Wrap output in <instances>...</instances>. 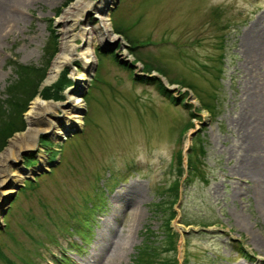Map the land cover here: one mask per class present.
<instances>
[{"label": "rangeland", "instance_id": "374dc122", "mask_svg": "<svg viewBox=\"0 0 264 264\" xmlns=\"http://www.w3.org/2000/svg\"><path fill=\"white\" fill-rule=\"evenodd\" d=\"M73 1L22 0L0 34L1 100L17 64L47 65L6 146L28 128L35 97L79 106L73 117L58 107L75 122L23 151L18 165L31 171L0 209V264H136L147 237L162 244L157 264H264V184L246 174L264 61L245 45L264 0H112L105 13L119 37L95 44L88 79L74 78L84 66L75 37L79 57L44 84Z\"/></svg>", "mask_w": 264, "mask_h": 264}, {"label": "bare ground", "instance_id": "6f19581e", "mask_svg": "<svg viewBox=\"0 0 264 264\" xmlns=\"http://www.w3.org/2000/svg\"><path fill=\"white\" fill-rule=\"evenodd\" d=\"M20 2L22 3V0H0V34L4 30L5 25L15 19L13 17L17 14L16 9L18 10L16 6L20 5ZM111 2L112 0H75L64 9L59 17V21L63 26L60 28L62 34L60 50L52 62L48 75L44 80V84L51 83L65 64L72 62L77 56L79 57V52L72 42L75 37H80L83 40V46H81L80 49V57L82 58L84 66L83 70L77 72L74 78L78 80V84L88 79L89 71L92 69L97 59L95 44L108 42L111 39L119 37L114 33L108 16L105 13V10L109 7ZM90 9H94V12H96L95 15L98 18V22L95 24L85 22L81 27V31L76 33V35L73 34L71 30L74 28V24L78 23L82 19L84 13ZM259 21L249 27L245 38V45L248 46L249 53H251L252 49H256L257 51L260 49L261 58L264 61V23L262 19L260 22ZM72 91L77 92L78 89L74 88ZM255 93H257V91ZM258 94H260V92ZM69 95V98L72 99V93ZM256 105L258 114L260 115L256 127L257 131L255 134H249L251 139L255 141V149L258 151V156L254 161L257 163L256 166L249 168L246 174L251 175L258 183V186H260L264 184V94H260L257 97ZM58 107L62 108L64 115L66 114L65 116L69 114V116L73 117L79 112V106L73 104L70 100L59 103L50 100L43 101L40 96L35 97L28 111V128L24 132L14 135L10 139L8 145L0 151V209L7 195L13 192L15 186L31 171V168H26L27 166L18 165L23 151L28 149L37 150L39 147V136L42 132H48L53 136H58L75 122L73 119L72 122L66 121L67 119H59L56 113ZM238 123L240 128L244 127L240 121H238ZM247 123L251 124V122ZM36 155L39 157L41 165L46 163L45 153L37 151ZM260 188L261 191H259L263 192L264 186ZM136 194L137 193H135V196ZM136 198L138 197L136 196ZM136 198L134 196L131 198L129 197L128 200L125 202L123 201V203ZM262 199L264 206V197H262ZM134 208V211H137V207ZM120 243L122 244V241H118L114 244V253L117 246L121 249L122 245Z\"/></svg>", "mask_w": 264, "mask_h": 264}, {"label": "trees", "instance_id": "16d2710c", "mask_svg": "<svg viewBox=\"0 0 264 264\" xmlns=\"http://www.w3.org/2000/svg\"><path fill=\"white\" fill-rule=\"evenodd\" d=\"M129 40L132 41L131 38ZM46 67L47 65L45 63L42 66L33 64L16 65L18 77L14 82L9 84L7 89L8 97L5 100L0 99V151L6 146L8 138L14 132L24 129L23 112L26 110L28 102L37 94L38 85L45 77ZM157 84L164 93H168V90L164 86L159 83ZM205 104H208L207 107L209 110H213V105L207 102ZM188 163L191 175L199 171V167L194 163L192 153L189 154ZM173 187V190L177 189V187ZM162 242H164V239H162ZM160 247H162V244L150 240V237H147V241L143 242L136 257V264H144V262L146 264H157L158 262L155 263V256L158 253L157 249H160Z\"/></svg>", "mask_w": 264, "mask_h": 264}, {"label": "water", "instance_id": "95a60500", "mask_svg": "<svg viewBox=\"0 0 264 264\" xmlns=\"http://www.w3.org/2000/svg\"><path fill=\"white\" fill-rule=\"evenodd\" d=\"M18 187H19V185L16 186V189H17ZM4 210H5V209H4ZM4 210H3V212H5Z\"/></svg>", "mask_w": 264, "mask_h": 264}]
</instances>
